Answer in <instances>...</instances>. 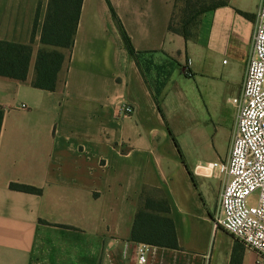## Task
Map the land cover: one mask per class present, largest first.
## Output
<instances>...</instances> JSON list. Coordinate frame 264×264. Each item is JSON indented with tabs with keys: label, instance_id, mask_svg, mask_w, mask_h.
I'll use <instances>...</instances> for the list:
<instances>
[{
	"label": "crops",
	"instance_id": "0c3cea01",
	"mask_svg": "<svg viewBox=\"0 0 264 264\" xmlns=\"http://www.w3.org/2000/svg\"><path fill=\"white\" fill-rule=\"evenodd\" d=\"M47 2L0 0V41L31 49L25 80L0 76V264H136L129 235L142 188L166 200L178 245L156 247L148 264H229L233 237L224 232L229 246L216 250L199 228L226 181L202 167L226 158L203 156L190 121L202 120L208 138L212 116L222 120L201 93L218 56L229 58L218 73L226 101L238 96L255 25L239 12L256 18L261 0L203 14L192 41L167 31L174 0H82L69 49L40 42ZM39 49L64 55L51 91L31 85ZM121 105L132 114L118 115ZM238 253L234 264H256L253 251Z\"/></svg>",
	"mask_w": 264,
	"mask_h": 264
},
{
	"label": "built area",
	"instance_id": "2783aa9c",
	"mask_svg": "<svg viewBox=\"0 0 264 264\" xmlns=\"http://www.w3.org/2000/svg\"><path fill=\"white\" fill-rule=\"evenodd\" d=\"M228 101L236 109L230 150L226 159L202 169L207 176L226 177L219 195L216 226L256 253L258 264L259 259L264 260V0L257 11L240 92ZM132 112L129 105H121L117 111L122 116ZM155 248L138 243L136 264H148L147 255Z\"/></svg>",
	"mask_w": 264,
	"mask_h": 264
},
{
	"label": "trees",
	"instance_id": "16d2710c",
	"mask_svg": "<svg viewBox=\"0 0 264 264\" xmlns=\"http://www.w3.org/2000/svg\"><path fill=\"white\" fill-rule=\"evenodd\" d=\"M81 1L48 0L40 34L41 44L57 49H69L72 46ZM227 4L228 0H174L167 31L179 35L186 41L195 40L201 16ZM239 14L245 19L250 20L251 18L249 14L241 12ZM112 15L127 54L137 63L140 53L133 49L127 34L116 20L113 12ZM30 54L29 46L0 41V76L19 81L25 80ZM63 60L64 55L56 49H39L34 64L32 87L53 90ZM154 100L160 111L159 94H155ZM1 117L2 110L0 108V124ZM174 144L180 153L175 141ZM10 188L28 193L39 192L32 187L16 184H11ZM129 239L136 243L159 248H178L174 225L169 217V208L162 196L152 197L142 188ZM241 246L235 240L229 264H234L238 260V251Z\"/></svg>",
	"mask_w": 264,
	"mask_h": 264
},
{
	"label": "rangeland",
	"instance_id": "374dc122",
	"mask_svg": "<svg viewBox=\"0 0 264 264\" xmlns=\"http://www.w3.org/2000/svg\"><path fill=\"white\" fill-rule=\"evenodd\" d=\"M250 20H252L255 23L256 18L251 16ZM222 59L227 61L229 58L227 56L224 57L218 56L216 59H213L212 65L215 75H213L212 79L208 80L207 88L202 87L201 89V93L203 95V101L204 104H207V107H208V103L209 104L217 103L218 105L222 106V109L224 108V115L222 117V120L220 119V117L212 116L211 120L214 123V125L211 126L206 125V132H209L208 138L205 137V128L202 120H197V118H195L196 121L194 123L193 121H190L193 127L195 125V130L198 137L196 138L197 140L196 143H198L197 145L199 146V149L203 154V156L216 155L217 158L220 157L219 159L226 158L230 150L231 139L234 133L235 115H236V110L229 104L228 101H226L227 96L232 94L230 84H228L227 86L223 85L222 87L220 85L224 81L223 78L220 79L218 75L221 68L220 63ZM246 60H245V65H246ZM239 68L240 65L237 66L236 64L232 65L231 78H236L237 76L239 77ZM226 103H228L230 107L227 106ZM217 213H218V201L217 200L213 202L207 201V217L209 218V221L201 222L199 224V228H200V232H202L205 236L209 238L211 244L213 243L214 248L216 250L217 249L224 250L225 248H227V246H229L230 236L225 234L224 231L222 232L220 229H217L216 231L212 230L214 227H216L215 216L217 215ZM217 228L219 227L217 226ZM239 245L241 246L240 243ZM241 248L244 249L243 246H241Z\"/></svg>",
	"mask_w": 264,
	"mask_h": 264
}]
</instances>
